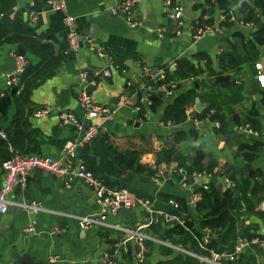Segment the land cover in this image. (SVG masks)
<instances>
[{
	"label": "crops",
	"instance_id": "obj_1",
	"mask_svg": "<svg viewBox=\"0 0 264 264\" xmlns=\"http://www.w3.org/2000/svg\"><path fill=\"white\" fill-rule=\"evenodd\" d=\"M51 1L0 0V130L6 133L10 147L16 152L57 159L63 145L79 138L80 132L72 126H61L55 112L67 111L82 120L76 103L81 88L79 74L98 71L99 78L89 95L94 103L111 110V119L90 121L99 125L98 134L77 148L72 163L83 164L109 188H125L138 197H150L154 209L170 210L167 204L173 201L193 233L203 229V213L197 212V205L193 208L189 204L192 194L200 195L210 186L219 192L229 187L240 200L238 185L247 181L245 197L252 201L253 208L251 212L241 208L234 218L235 243L245 235L263 238L264 225L258 213L264 211V86H260L257 77L262 76L264 85V42L258 45L255 41L264 35L261 11L254 8L256 21L245 22V14L238 6L236 18L247 26L229 24L193 43L191 23L212 24L222 14L215 0H171L184 9L191 3L193 18H185L178 36L173 35V26L166 20L163 0H137L134 18L141 22L137 28H129L109 14L108 9L117 0H64L67 14L75 19L79 37L90 38V29L95 27L91 39L111 56L113 63L108 65L83 43L76 51H67L62 14L49 11ZM29 13L35 14L34 22H29ZM20 52L28 61L27 67L17 87L7 89L4 75L13 68L12 55ZM229 52L248 61L237 69L217 74V57ZM181 61L201 73L194 79L176 78L173 72ZM107 67L109 76L102 74ZM208 70L213 72L211 82L217 88L209 83ZM159 71L163 72L162 80ZM216 76L227 80L219 85L213 82ZM232 82L241 84V100L220 111L207 110L210 102L219 104L233 98L235 88H225V84ZM139 83L173 84V93L164 96L136 92ZM190 90L197 97L185 107L183 121L163 123L164 109ZM151 97L157 100L155 105H151ZM195 99L202 111L192 114ZM38 107H49L52 113L32 118L31 110ZM204 110L207 112L197 118ZM214 115L223 116L221 127L211 120ZM196 152L202 156L198 160L201 169L188 174L187 167L193 164ZM159 154L162 160L157 158ZM9 156L0 139V162ZM179 167L185 170L188 189L180 188L181 176L174 172L157 180L153 177L160 169ZM193 173L209 177L196 179ZM8 199L17 203L37 202L40 210L29 215L8 207L0 214V264H48L49 257L56 258L53 264H97L100 251L110 252L116 264H138L133 242L121 245L125 234L111 226L133 229L144 219L139 208L129 209L126 215L107 217L105 227L82 231L76 218L99 211L92 192L81 182L65 189L61 180L45 173L29 174L23 192L15 191ZM28 225L33 232L23 233ZM165 230L160 226L159 230L150 229L149 234L159 238ZM164 237L162 241L181 246L179 238ZM211 240L217 243L218 235L212 233ZM182 247L190 249L189 244ZM143 249L145 260L139 264H157L181 256L151 242H145ZM231 264H264V246H247Z\"/></svg>",
	"mask_w": 264,
	"mask_h": 264
},
{
	"label": "built area",
	"instance_id": "obj_2",
	"mask_svg": "<svg viewBox=\"0 0 264 264\" xmlns=\"http://www.w3.org/2000/svg\"><path fill=\"white\" fill-rule=\"evenodd\" d=\"M137 0H117L116 4L108 9L111 16L122 20L129 28H137L141 26V22L134 18V11ZM239 4H233L227 11L221 14L216 22L212 24H202L194 21L190 26V41L195 43L201 37L214 34L217 30L223 29L229 24H238L240 26H247L248 24L238 20L236 13ZM163 7L166 10L165 17L167 22L173 26V35L178 36L180 28L183 25L185 17L183 15L184 8L179 4H172L171 0H163ZM49 11L58 12L62 14V23L65 29V39L67 43V51L73 52L79 48L81 43L84 44L89 52L95 54L100 60H105L108 65H112L113 60L109 54L99 49L94 41L88 37H79L75 30V19L67 14L64 0H52L49 2ZM29 22L36 20L35 14H28ZM161 36V34L159 35ZM13 68L4 75L5 87L7 89L17 87L19 78L25 71L28 61L22 55L13 54ZM259 67L258 65L256 66ZM159 79H163V72H158ZM99 78L98 71L90 73L84 72L79 74V81L81 88L76 94L77 107L80 110L83 119H77L72 113L67 111H59L56 113V118L61 126H72L78 132L82 131L83 120L86 121H108L111 119V110L105 106L94 103L86 92L87 88H92L96 85ZM260 86L262 83V76H258ZM174 85L172 84H144L139 83L136 87V92L145 91L148 94L158 93L164 96H171L173 93ZM52 113L49 107L34 108L30 112L32 118H44ZM99 125L90 124L84 130L83 135L72 142H67L63 145L60 151V156L57 159L49 157H41L34 154H26L13 151L10 147L6 133L0 130V139L6 144L10 156L0 162V169L2 171V184L0 186V214L5 213L8 207H14L22 210L23 212L33 215L40 210L37 202H20L9 200L8 196L15 192H23L25 188L26 178L31 173H45L54 178L61 180L65 189L70 188L74 182H81L92 192L93 198L99 208L97 214L88 216H81L76 218L77 226L80 230L85 231L92 227H105L106 218L109 216H116L121 209L139 208L143 214L144 219L137 224L133 229L127 230L116 226H111L114 230L120 231L125 234V239L120 243L132 241L133 245L137 248L135 252V262L142 263L145 260L143 244L151 242L160 244L166 248L174 250L181 256L192 258L197 264H231L239 256L244 248L249 245L264 246V240L258 238L246 239L242 238L234 244L231 251H215L209 245L211 242L212 233L208 228H203L199 233H193L188 226L187 219L177 213V205L173 201L168 202L170 210L154 209L150 197H138L125 188H109L100 178L95 176L81 163H72V158L76 155V150L84 143L90 142L98 134ZM248 133H251L248 131ZM176 173L181 176L180 188L188 189L189 185L185 182V170L183 168L160 169L153 175L154 179L167 177ZM196 179L208 178V174L193 173ZM224 183L228 184L226 178ZM206 190V187L202 188ZM200 201V195L192 194L189 199L191 207H195ZM164 227L181 229L183 233L190 236L194 242L197 250L184 248L182 246H173L165 241L160 240L156 236L149 234V230L153 227ZM31 225L24 228L23 233H32ZM53 233H58L54 230ZM55 257H49L48 264H53L56 260ZM80 264H89L88 262H81ZM97 264H116L113 256L108 251H100L97 256Z\"/></svg>",
	"mask_w": 264,
	"mask_h": 264
},
{
	"label": "trees",
	"instance_id": "obj_3",
	"mask_svg": "<svg viewBox=\"0 0 264 264\" xmlns=\"http://www.w3.org/2000/svg\"><path fill=\"white\" fill-rule=\"evenodd\" d=\"M205 2L208 0H204ZM217 5L223 10L222 14L225 13L232 4L239 2V11L243 12L244 15V21L248 22L250 20L256 21V18L253 16V9L257 8L261 11V14L264 15V0H250L249 2L239 1V0H215ZM199 22V21H198ZM202 22V21H201ZM227 26V25H226ZM5 34V33H2ZM9 38L8 40H10ZM255 41L258 45H261L264 42V35L261 37L255 38ZM248 60L245 58H240L239 56H234L232 53H225L221 54L217 57V62L219 65V71L217 74H222L226 72V69H237L239 65H242L246 63ZM180 67H177L176 70L173 72V75L180 79H194L197 77L201 72L198 70H195L191 65H189L185 61H181ZM237 67V68H236ZM208 76L210 77L209 83L212 87H216V85L212 84L211 77L214 75L213 72L207 71ZM162 84V83H160ZM167 84V83H164ZM156 85H159L157 83ZM235 88L233 98L230 100H222L219 104L216 103H209L208 109H215L216 111H220L222 107H227L228 105L237 103L241 100V84H234L227 83L225 84L226 90H229L230 87ZM217 88V87H216ZM197 97V94L190 90L189 92L180 95L176 97L172 103L167 106L164 109L162 122L169 121L170 123H179L183 121L185 118L184 109L189 105L193 99ZM202 100V98H201ZM157 103V100L153 97H151V105H155ZM207 110H204L202 113L197 115V118H201ZM211 120L218 123L219 127L223 124V116L217 115L212 116ZM12 148V147H11ZM13 150V149H12ZM14 151V150H13ZM168 156H165V161H168ZM201 154L196 152L193 164L191 166L187 167V173L190 174L192 171L197 170L199 171L201 168L198 167V160L201 158ZM206 172H208V169H205ZM230 178V176H228ZM247 187L248 182L243 181V183L238 185L239 192L241 193L240 200H237L232 192L230 191V188H226L223 192H219L215 189H213L211 186L207 188L206 191L202 192L201 200L197 203V212L203 213L202 219H201V226L203 228H208L212 233L218 235V241L217 243L212 241L210 242V247L214 249L215 251H220L221 249H225L227 251H231L235 242L236 237L233 231V221L234 218H236L239 215V210L243 208L247 212H251L253 208V203L250 200H247L245 197V194L247 193ZM174 199V198H173ZM175 202L178 204L181 203L178 199H174ZM258 217L261 220V222L264 225V211L258 213ZM158 228L159 227H153L151 229ZM161 230V228H160ZM164 235L168 237H177L179 238L178 242L181 243V246H185L186 244H189V247L191 250L195 251L197 250L194 242L191 240L190 236L186 233H183L181 229L177 228H168L164 231ZM159 234V232H158ZM246 239L251 238H258L260 240H264L261 236L257 235H245ZM221 244V246L218 247V245ZM157 264H197L195 260L188 257L183 256H174L172 259L159 262Z\"/></svg>",
	"mask_w": 264,
	"mask_h": 264
},
{
	"label": "water",
	"instance_id": "obj_4",
	"mask_svg": "<svg viewBox=\"0 0 264 264\" xmlns=\"http://www.w3.org/2000/svg\"><path fill=\"white\" fill-rule=\"evenodd\" d=\"M183 15H184V17L185 18H187V19H192L193 18V15H192V12H191V3L190 4H188L187 6H186V8L184 9V12H183ZM90 33L91 34H89V37L90 38H93L94 36H95V27H91V29H90ZM19 55H22L23 56V54H22V52H20L19 53ZM109 72H110V69L107 67V68H105L104 70H103V72H102V74L103 75H108L109 76ZM227 80V77H223V76H216V77H214V79H213V82H215V83H217V84H219V85H221L224 81H226ZM193 87L195 88V89H198V86H197V84H196V82H193ZM256 85H257V83H256ZM92 91V88H87L86 89V92H91ZM194 108H193V112H192V114L193 113H195V112H197V113H199V112H201L202 111V108H201V106H199V104H198V100L197 99H195L194 100ZM192 114H190V116H192ZM90 126V121H84L83 122V125H82V131L80 132V135H79V137H81L82 135H83V132H84V130L85 129H87L88 127ZM162 154H159L158 156H157V158L159 159V160H162V156H161ZM231 187H234L233 185H231ZM129 209H121L120 211H119V214L120 215H126V214H128L129 213ZM20 212H22L21 210H20ZM215 237L216 236H213V240L215 239ZM164 231L163 232H161V234H160V236H159V239L160 240H164ZM263 238H264V236H263Z\"/></svg>",
	"mask_w": 264,
	"mask_h": 264
}]
</instances>
